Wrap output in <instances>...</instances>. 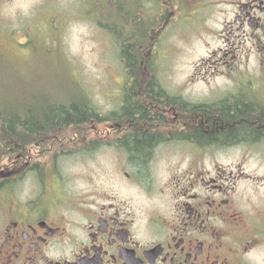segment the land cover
<instances>
[{
	"label": "flooded vegetation",
	"instance_id": "flooded-vegetation-1",
	"mask_svg": "<svg viewBox=\"0 0 264 264\" xmlns=\"http://www.w3.org/2000/svg\"><path fill=\"white\" fill-rule=\"evenodd\" d=\"M90 1L78 0L76 13L144 12L151 20L146 19V34L160 25L155 35L160 41L186 17L189 28L222 44L207 59L212 68L222 67L212 75L233 74L236 65L253 58V73L264 83V0ZM212 18L220 31L210 28ZM128 28L138 30L135 24ZM130 45H121L127 60L138 57ZM128 74L132 84H140L134 80L139 77L148 85L127 89L131 106L144 108L135 117L56 120L34 127L16 122V130L11 122H0L5 127L0 132V264H264V208L247 206L238 187L239 181L258 177L240 163L217 160L219 152L264 144V123L257 126L260 141L222 144L216 141L221 134L216 124L212 130L217 120L185 117L184 110L232 102L172 99L162 82L153 80L162 72ZM81 99L88 102L84 95ZM94 154L95 183L65 165Z\"/></svg>",
	"mask_w": 264,
	"mask_h": 264
},
{
	"label": "rangeland",
	"instance_id": "rangeland-1",
	"mask_svg": "<svg viewBox=\"0 0 264 264\" xmlns=\"http://www.w3.org/2000/svg\"><path fill=\"white\" fill-rule=\"evenodd\" d=\"M96 2L90 1L92 5ZM77 3L78 0H0V107L16 109L26 103L37 115L56 104L62 107L83 104L84 95L99 115L119 110L122 97L132 84L127 59L121 52V45L127 41L131 42L130 49L140 50L137 55L146 67L143 71L163 73L162 78L157 74L153 80L162 82L160 88L172 99L180 97L181 101L194 104L226 98L234 102L238 95L250 92L254 100L264 104V83L253 73L257 62L251 58L247 64L236 65L233 74L212 75V70L222 71V67L216 64L212 68L213 62L207 59L211 50L222 44L206 31L189 28L186 17L180 19L184 22L181 27L178 22L171 25L160 41L155 36L161 33L160 25L148 29L146 34V19L151 20L144 12L120 15V18L94 11L84 17L76 13ZM134 3L139 7L137 1ZM156 17L155 14L153 19ZM128 24L139 26L138 30L134 33ZM208 24L220 31L218 20L212 18ZM180 28L186 30L185 34ZM138 39H141L139 45H133ZM199 112L195 115L200 116ZM184 114L189 112L184 110ZM246 147L219 152L217 160L223 164L240 163L247 173L258 177L257 181L241 180L238 187L247 206L261 210L264 208V144ZM95 157L94 154L75 158L65 165L95 183ZM83 179L79 176L76 180L83 182Z\"/></svg>",
	"mask_w": 264,
	"mask_h": 264
},
{
	"label": "trees",
	"instance_id": "trees-1",
	"mask_svg": "<svg viewBox=\"0 0 264 264\" xmlns=\"http://www.w3.org/2000/svg\"><path fill=\"white\" fill-rule=\"evenodd\" d=\"M139 27V26H138ZM141 39H138L133 45H139ZM128 48V47H127ZM134 54H138L140 50L135 51ZM127 53L128 50L125 49ZM139 57H134L131 55V58L127 60L126 68L128 71H143L142 69H146L143 67V62L140 61ZM152 68V66H151ZM130 79L131 75H129ZM135 81H141L140 84L136 82L131 86L141 87L148 86L145 84L144 79H140L139 77L134 79ZM153 91V90H152ZM148 91V92H152ZM125 102L121 106L119 110L111 111L107 115H99L96 112L95 107L91 104L88 99L87 103L79 104L73 103L72 106L62 107L58 104L52 105L48 110L43 109V113L37 114L31 111V107L29 104H23L21 108L16 107V109H5L0 107V122H11L10 129L16 130V122H25L29 127H34L39 125L42 122H55L56 120H61V122H80L82 120L91 122L92 119H99L103 122H113L117 119H126L130 117H135V114L143 111L144 108H136L135 106H131V102L129 103L128 97H130V93L126 91ZM253 93H245L244 95H238L235 99V102L231 101L230 98L223 99V104L226 102H232L230 106L223 105L221 108H217L216 110H212L209 106H194V109L191 110L188 114H184L185 117H192L196 114V109L200 108V116L202 118H211L218 121L216 124L218 126V132H221L220 136H217L216 141L220 143H226L227 140L236 142H252V141H260L261 136H259V131L257 126L259 122L262 121L264 123V105L258 104L256 100L252 98ZM196 108V109H195ZM143 109V110H142ZM12 122H14V126L12 127ZM5 127L0 126V132L4 131ZM264 139V138H262Z\"/></svg>",
	"mask_w": 264,
	"mask_h": 264
}]
</instances>
